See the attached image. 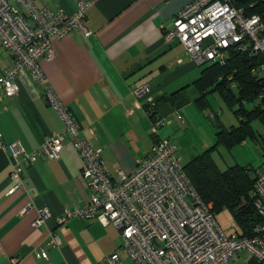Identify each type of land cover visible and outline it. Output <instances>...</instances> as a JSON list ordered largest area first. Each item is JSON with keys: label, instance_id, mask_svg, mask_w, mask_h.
Wrapping results in <instances>:
<instances>
[{"label": "crops", "instance_id": "obj_1", "mask_svg": "<svg viewBox=\"0 0 264 264\" xmlns=\"http://www.w3.org/2000/svg\"><path fill=\"white\" fill-rule=\"evenodd\" d=\"M193 1L96 0L87 11L86 29L55 42V59L42 62L47 85L68 107L81 138L104 152L112 175L134 172L156 138L169 140L178 154L179 139L194 134L191 142L182 140L189 161L184 164V157L177 155L186 166L208 150L214 154L220 135L238 134L237 127L228 129L219 122L220 112L212 116L211 94L219 91L204 75L212 64H195L178 38H166L176 16ZM36 3L67 16L77 9L75 0ZM12 63L0 44V75ZM18 84L17 96L0 100V142L19 145L32 155L66 124L46 102L42 85L28 75ZM145 86L149 93L135 94ZM151 99L158 102V114ZM83 165L69 138L59 159L38 157L30 165L23 155L14 160L10 152L0 150V264H103L113 253L120 255L122 264H131L122 248V233L114 225L74 217L61 227L66 210L90 202L92 191L81 177ZM14 166L22 168L21 185L10 195L19 183L10 179ZM43 208L52 216L35 227ZM54 236L61 244L50 247ZM42 249L47 259L36 256ZM245 254L228 264H251Z\"/></svg>", "mask_w": 264, "mask_h": 264}, {"label": "built area", "instance_id": "obj_2", "mask_svg": "<svg viewBox=\"0 0 264 264\" xmlns=\"http://www.w3.org/2000/svg\"><path fill=\"white\" fill-rule=\"evenodd\" d=\"M95 2L75 0L76 12L67 16L38 6L36 0H0V44L13 62L0 75V100L17 96L18 79L28 75L44 87L46 102L66 124L63 132L48 138L32 155L16 144L0 142V150L10 152L14 160L23 155L24 163L30 165L38 157L59 159L69 138L84 162L81 177L92 194L85 207L66 210L59 220L61 227L74 217L114 225L122 233V248L131 264H228L241 253H247L255 264H264V165L257 171L254 191L261 223L255 226L252 237L228 235L217 222L213 208L195 189L169 140L153 144L134 172L112 175L104 152L81 138L68 107L47 85L42 62L55 59V42L86 29V14ZM254 4L236 7V0H194L176 16L174 30L166 38H178L192 61L201 66H226L230 50L261 58L251 73L263 84L264 11L250 14L248 10ZM150 90L145 86L135 94L142 96ZM150 103L154 106L155 102L151 99ZM21 174L22 168L14 166L10 179L19 183L10 195L21 185ZM51 216L48 208L39 210L33 226L41 227ZM60 244V238L54 236L50 247ZM36 256L48 258L44 249ZM103 264L122 261L118 253H113Z\"/></svg>", "mask_w": 264, "mask_h": 264}, {"label": "trees", "instance_id": "obj_3", "mask_svg": "<svg viewBox=\"0 0 264 264\" xmlns=\"http://www.w3.org/2000/svg\"><path fill=\"white\" fill-rule=\"evenodd\" d=\"M263 1L236 0V7L249 6L255 2L248 11L250 14H256L264 11ZM229 53L226 66L212 64L204 71L205 77H209L211 82H214V89L219 91L230 108L235 106L234 102L237 98L239 107L235 110V115L239 118L240 125L235 131L238 134H229L227 137L220 135L217 142L228 150L235 147L236 143H242L245 138L255 134L252 129L253 122L260 119L264 125V82L260 84L258 77L251 73L261 58H251L248 54L236 50H230ZM155 103L154 114H158V102ZM158 141L160 139L156 138L155 143ZM184 169L202 200L206 204L213 205L215 215L228 209L240 229L239 235L243 237L254 235L255 226L261 223L254 197L259 169L253 173L252 169L235 165L221 171L214 161L212 150L188 163ZM250 263L255 264L253 260H250Z\"/></svg>", "mask_w": 264, "mask_h": 264}, {"label": "rangeland", "instance_id": "obj_4", "mask_svg": "<svg viewBox=\"0 0 264 264\" xmlns=\"http://www.w3.org/2000/svg\"><path fill=\"white\" fill-rule=\"evenodd\" d=\"M220 97V93L219 95L211 94L213 118L215 116V113L220 112L221 114L219 115V122L222 123L225 127H228V129L231 127H239L240 120L235 115V110H237L239 107L238 102L236 101L237 98L234 102L235 106L233 108H230L228 102L225 99H221ZM212 126L214 130L218 129L217 125L212 124ZM252 129L255 134H252L248 138H245V144L243 145L241 143H236L237 145L233 144L236 146L232 147L229 150L224 145H215L216 147L214 148L215 153L213 154V157L219 165L221 171H224L231 166L240 165L242 167H245L246 169H252L253 171L251 170V172L254 173L262 165H264V125L260 119L252 123ZM192 137H194V134H186L183 135L181 139H179L180 144L177 155H181L184 157V164L189 161V156L184 152V150H186V146L182 144V140L188 139V141L191 142ZM216 220L221 228L228 233V235L240 233V229L238 228L232 216V213L228 209H224L223 211L217 213ZM244 255L246 254L244 253Z\"/></svg>", "mask_w": 264, "mask_h": 264}, {"label": "bare ground", "instance_id": "obj_5", "mask_svg": "<svg viewBox=\"0 0 264 264\" xmlns=\"http://www.w3.org/2000/svg\"><path fill=\"white\" fill-rule=\"evenodd\" d=\"M208 205H210L213 208V206L211 204H208Z\"/></svg>", "mask_w": 264, "mask_h": 264}]
</instances>
